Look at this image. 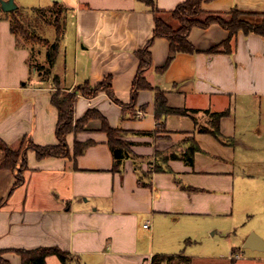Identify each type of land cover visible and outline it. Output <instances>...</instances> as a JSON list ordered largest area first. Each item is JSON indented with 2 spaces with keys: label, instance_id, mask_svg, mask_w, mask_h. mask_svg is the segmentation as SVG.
<instances>
[{
  "label": "crops",
  "instance_id": "obj_1",
  "mask_svg": "<svg viewBox=\"0 0 264 264\" xmlns=\"http://www.w3.org/2000/svg\"><path fill=\"white\" fill-rule=\"evenodd\" d=\"M182 1L154 0L162 10ZM13 3L12 10L23 14L55 4L66 12L55 61L49 73L39 74L31 46L11 31L12 10L0 4L1 140L12 148L26 139L55 144L57 109L50 98L56 89L72 91L110 75L116 98L130 101L138 67L134 52L154 27L145 2ZM233 6L264 12V0L203 3L206 11ZM49 27L47 37L55 38ZM188 38L198 51L176 53L163 72L156 67L166 59L167 40L156 38L150 47L146 80L164 91L169 106L188 110L165 116L161 129L156 89L140 90L131 107L105 92L90 98L77 94L75 120L93 108L123 131L118 138L129 142L128 155L117 166L101 120L91 118L85 129L67 135L69 156L39 159L26 150L24 180L15 189L10 190L15 172L0 167V250L9 264H21L15 249L42 247L72 256L63 263L48 255L45 264H151L154 255L170 256L159 264H264V246L241 250L251 233L264 241V38L238 31L230 52L207 51L227 38L217 24L194 27ZM43 57L45 51L36 59ZM222 111L228 112L218 121L220 138L200 130H212L211 114ZM77 142L87 145L75 154ZM195 146L199 149L188 163L185 157ZM223 243L229 245L223 254L206 251Z\"/></svg>",
  "mask_w": 264,
  "mask_h": 264
},
{
  "label": "trees",
  "instance_id": "obj_2",
  "mask_svg": "<svg viewBox=\"0 0 264 264\" xmlns=\"http://www.w3.org/2000/svg\"><path fill=\"white\" fill-rule=\"evenodd\" d=\"M145 2L149 11L152 13L154 27L151 37L146 41L143 47L135 50L134 54L138 59V67L130 88V101L127 104H121L116 98L111 87V76H105L100 82L91 84L85 81L76 85L72 91H64L56 89L51 94V103L57 109V122L55 125V136L57 142L55 144L39 145L33 143L31 140H23L18 148H12L6 142L0 139V149L3 151V156L0 159L1 168H9L15 172V181L10 190L15 189L23 183V171L26 169V150L31 149L35 152L37 158L47 156L66 157L69 156V147L67 144V135L71 132H77L85 129L86 123L91 118H99L101 120V130L107 135V142L111 149L114 158V166L126 157L129 142L118 138L123 133L122 130L112 128L108 125L106 119L96 109H88L83 116L78 119L73 117V108L77 98V94L85 97H94L99 92H105L113 101L119 103L122 107H131L136 102L137 94L142 89H156L155 92V117L158 120L157 130L161 129V123L165 116L169 114H188V110L184 108H174L167 104V99L164 91L154 88L145 78V71L152 65V57L150 47L156 38H164L168 42V54L164 62L156 67L158 72H163L171 62L176 53H194L197 48L189 41V33L192 28H207L211 24H217L227 31V38L223 40L218 46L208 49V52L218 51L220 48L226 52L232 49V40L238 31L245 34L255 33L264 38V12H256L251 10H243L236 6L231 7L226 11H206L203 8V3L209 0H183L178 3L173 9L162 10L159 9L154 0H142ZM50 12L55 14V19L49 26L55 30V38L50 42L44 38V44L47 45L46 59L49 64L47 68L37 67L36 71L41 74L44 68V73L50 72V67L53 65L57 51L58 43L64 29L65 8L60 4H55L48 8H35L30 18L22 15V10L16 8L9 11L11 15L10 28L11 31L18 37L27 42L31 35L29 27L38 25V28L43 29L44 22L43 12ZM63 13L62 23L59 24L60 14ZM34 17H33V16ZM24 17V19H22ZM35 24V25H33ZM32 28V27H31ZM42 32V31H41ZM56 79V76H54ZM228 111L212 113L213 129L209 130L201 128V131H209L216 138H220L219 134V119ZM86 143H76L74 153H81ZM198 146L191 148L190 155L185 157L188 163H192V155L194 151L198 150ZM4 203V199H0V207ZM15 252L21 257V264H45V259L48 255H56L59 260L65 263L72 256L61 250L58 247H42L36 249H15ZM0 250L1 264H9L8 261L2 258ZM170 256L154 255L151 259V264H159L163 259H169Z\"/></svg>",
  "mask_w": 264,
  "mask_h": 264
},
{
  "label": "rangeland",
  "instance_id": "obj_3",
  "mask_svg": "<svg viewBox=\"0 0 264 264\" xmlns=\"http://www.w3.org/2000/svg\"><path fill=\"white\" fill-rule=\"evenodd\" d=\"M43 14L44 15H43L42 20H43V22L45 24V25H43V23H42L43 29L38 28V25H35V24H33V25H35L36 27H34V26H31L32 28L29 27V30L28 31H29V33L31 35V38L26 42V43H29V45L31 46V49H32L31 50V62L38 69L41 66L42 67H45V68H47L49 66V64L47 62V59H46L47 45L44 44V41H45L44 38H47L50 42H52L54 40L52 33L50 34V36H51L50 38L47 37V34L48 33L46 34V32L44 31V28L45 27H48L49 26L48 24L50 22L52 23L54 21L55 14L54 13H50L48 11L43 12ZM22 16L27 17L29 19L31 15L29 13H25ZM24 17L22 19H24ZM62 17H63V13L60 14V18H59V24L60 25L62 23ZM50 27H52V26H50ZM50 27H49V29L51 31H53L52 28H50ZM65 48H64V45H63V49L64 50H65ZM69 49L70 48L67 46V50L68 51H70ZM44 51H45V57H43L41 59H38L39 56H40V54L42 52L44 53ZM36 56H38L37 59H36ZM67 57H68V55H67ZM43 73H44V68L41 71V74H43ZM202 127L204 128V126H202ZM199 249L201 250V248H199ZM228 250H229V245L223 243L222 247L219 246L217 249H213V250L208 249L206 251H208V252H212L213 251L215 253H222L223 254V253L227 252ZM241 250L246 252V250L244 248H242Z\"/></svg>",
  "mask_w": 264,
  "mask_h": 264
},
{
  "label": "water",
  "instance_id": "obj_4",
  "mask_svg": "<svg viewBox=\"0 0 264 264\" xmlns=\"http://www.w3.org/2000/svg\"><path fill=\"white\" fill-rule=\"evenodd\" d=\"M0 4L4 11H9L16 7L13 0H1ZM263 246L264 241L255 233L249 234L243 243V248L262 249Z\"/></svg>",
  "mask_w": 264,
  "mask_h": 264
},
{
  "label": "built area",
  "instance_id": "obj_5",
  "mask_svg": "<svg viewBox=\"0 0 264 264\" xmlns=\"http://www.w3.org/2000/svg\"><path fill=\"white\" fill-rule=\"evenodd\" d=\"M144 226L146 227L147 226V223H145ZM234 257H239V255L238 254H235Z\"/></svg>",
  "mask_w": 264,
  "mask_h": 264
}]
</instances>
